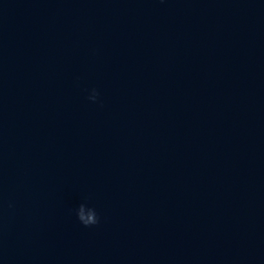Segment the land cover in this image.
Here are the masks:
<instances>
[{"label":"water","instance_id":"obj_1","mask_svg":"<svg viewBox=\"0 0 264 264\" xmlns=\"http://www.w3.org/2000/svg\"><path fill=\"white\" fill-rule=\"evenodd\" d=\"M0 264H264V0H0Z\"/></svg>","mask_w":264,"mask_h":264},{"label":"clouds","instance_id":"obj_2","mask_svg":"<svg viewBox=\"0 0 264 264\" xmlns=\"http://www.w3.org/2000/svg\"><path fill=\"white\" fill-rule=\"evenodd\" d=\"M99 93L93 89L92 90V94L88 97V99L90 101H92L93 103L97 102ZM92 215L88 218V219H84L82 216L79 217V221L85 226V227H90V226H94L97 225L99 223V218L98 215L95 211V209H92Z\"/></svg>","mask_w":264,"mask_h":264}]
</instances>
